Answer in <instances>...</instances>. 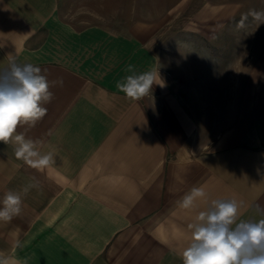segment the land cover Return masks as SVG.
Wrapping results in <instances>:
<instances>
[{
  "label": "crops",
  "instance_id": "crops-1",
  "mask_svg": "<svg viewBox=\"0 0 264 264\" xmlns=\"http://www.w3.org/2000/svg\"><path fill=\"white\" fill-rule=\"evenodd\" d=\"M238 9L234 1L227 17ZM142 31L77 28L59 0H0V68L15 59L63 80L50 87L45 116L17 128L53 152L50 166L33 168L0 142V201L8 191L22 198L20 215L0 221V254L16 264H182L188 225L212 200L235 199L239 219L264 218V72L256 81L254 54L224 91L228 126L208 134L223 123L207 119L203 86L182 94L168 84ZM128 64L155 75L139 100L116 88ZM33 178L39 187L25 194ZM192 187L206 197L184 209L178 201Z\"/></svg>",
  "mask_w": 264,
  "mask_h": 264
},
{
  "label": "rangeland",
  "instance_id": "rangeland-1",
  "mask_svg": "<svg viewBox=\"0 0 264 264\" xmlns=\"http://www.w3.org/2000/svg\"><path fill=\"white\" fill-rule=\"evenodd\" d=\"M205 1L211 4L205 6ZM234 1L238 13L227 17L225 10ZM260 10L264 0H59L61 18L77 28L127 31L137 26L153 37L164 82L182 94L203 86L207 119L223 123L210 124L208 134L228 126L230 110L220 109L221 100L232 95L224 91L238 84L231 74L251 68V61H240L242 57L254 54L256 81L264 72V24L258 26L249 15Z\"/></svg>",
  "mask_w": 264,
  "mask_h": 264
},
{
  "label": "clouds",
  "instance_id": "clouds-1",
  "mask_svg": "<svg viewBox=\"0 0 264 264\" xmlns=\"http://www.w3.org/2000/svg\"><path fill=\"white\" fill-rule=\"evenodd\" d=\"M249 15L258 26L264 24V10L251 11ZM244 19L239 22L241 26ZM124 71L131 74L117 81L116 88L126 97L139 100L151 92L155 84L153 72L137 73L132 64ZM56 84L62 86V78L50 82L41 68L32 63L11 59L0 68V142L12 143L15 157L36 169L50 166L54 154H42L37 148L39 142L18 133L17 128L35 126L45 116L47 108L44 105L53 99L49 89ZM38 187L39 181L33 178L22 191L26 194ZM204 197L203 187H192L178 203L184 209H191ZM240 208L241 204L235 199L212 200L206 211H200L188 225L190 237L181 254L182 264H264V218L258 221L239 219ZM21 210L20 193L6 192L0 201V221H11ZM256 211L264 216V209L259 205ZM14 246L19 247V243ZM0 264L16 262L0 254Z\"/></svg>",
  "mask_w": 264,
  "mask_h": 264
}]
</instances>
